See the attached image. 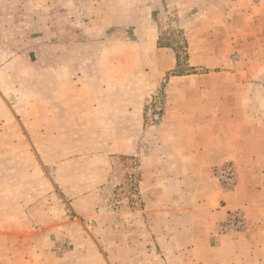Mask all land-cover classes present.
<instances>
[{
  "label": "rangeland",
  "instance_id": "1",
  "mask_svg": "<svg viewBox=\"0 0 264 264\" xmlns=\"http://www.w3.org/2000/svg\"><path fill=\"white\" fill-rule=\"evenodd\" d=\"M194 92L219 94L227 140L250 146L232 188L224 162L210 171L242 200L213 232L248 252L264 239V0H0V264H221L214 243L146 229V143Z\"/></svg>",
  "mask_w": 264,
  "mask_h": 264
},
{
  "label": "crops",
  "instance_id": "2",
  "mask_svg": "<svg viewBox=\"0 0 264 264\" xmlns=\"http://www.w3.org/2000/svg\"><path fill=\"white\" fill-rule=\"evenodd\" d=\"M190 54L191 50L188 61H191ZM184 76L171 77L186 80ZM191 79L193 82L198 80ZM177 95L178 99H171L166 106L154 141L149 140L153 146H149V141L146 143L148 151L142 166L148 171L146 174L150 180L147 211L153 213L152 221L147 223L148 236L164 243L173 238L177 243L195 245L200 250H206L208 243H214L215 247L212 248L211 244L208 249L217 253L221 264H232V261L234 264H264V249L261 248L264 239L255 247L252 243L257 241L248 240V252L235 251L229 255V248L239 247L243 240L213 232L216 222L225 216L227 209L239 206L242 200H235L236 190L232 193L220 191L210 171L214 165L225 161L245 162L250 146L240 141L239 137L243 139L244 135H236L232 143L227 140V129L220 123L223 119L219 116V112L227 110L217 107L219 94L194 92ZM223 96L227 98L228 95ZM137 149L140 151L141 147ZM158 181L162 182L160 187ZM159 211L165 212L161 226L153 218ZM171 216L178 220L171 221ZM226 250L228 255L224 253ZM80 255L78 252L77 256Z\"/></svg>",
  "mask_w": 264,
  "mask_h": 264
},
{
  "label": "built area",
  "instance_id": "3",
  "mask_svg": "<svg viewBox=\"0 0 264 264\" xmlns=\"http://www.w3.org/2000/svg\"><path fill=\"white\" fill-rule=\"evenodd\" d=\"M235 166L232 161H226L220 167L214 169V176L216 180L224 188H232L235 184ZM244 223V217L242 212L239 210L229 211L227 214V220L225 226L241 227Z\"/></svg>",
  "mask_w": 264,
  "mask_h": 264
},
{
  "label": "trees",
  "instance_id": "4",
  "mask_svg": "<svg viewBox=\"0 0 264 264\" xmlns=\"http://www.w3.org/2000/svg\"><path fill=\"white\" fill-rule=\"evenodd\" d=\"M175 72V71H174Z\"/></svg>",
  "mask_w": 264,
  "mask_h": 264
}]
</instances>
